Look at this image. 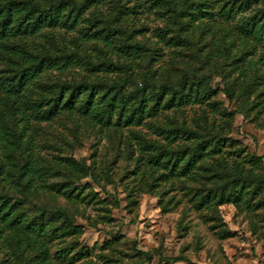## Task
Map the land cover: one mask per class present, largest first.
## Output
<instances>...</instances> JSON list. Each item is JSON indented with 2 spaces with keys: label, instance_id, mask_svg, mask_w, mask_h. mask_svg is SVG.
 Listing matches in <instances>:
<instances>
[{
  "label": "rangeland",
  "instance_id": "rangeland-1",
  "mask_svg": "<svg viewBox=\"0 0 264 264\" xmlns=\"http://www.w3.org/2000/svg\"><path fill=\"white\" fill-rule=\"evenodd\" d=\"M41 1L49 8L60 0ZM257 1L190 0L191 9L181 18L180 37L189 40L184 43L174 19L184 0H76L88 3L80 18L70 17L69 10L59 13L63 28L47 30L42 40L58 62L34 86L36 94L14 98L25 106L40 97L54 98L65 85L75 90L77 106L47 122L25 109L17 128L23 131L27 161L10 134L4 106L9 95L5 86L0 88V203L16 206L8 221H0V264H157L178 255L196 264H264V188L253 197L255 186L246 183L248 194L231 199L232 187L226 184L233 177L227 173L162 178L163 166L150 163L161 149L184 146L177 130L197 129L204 118L215 121L220 136L244 154L264 155V96H257L264 81L254 84L256 76L264 78V56L240 27ZM263 6L259 0L258 7ZM106 21L122 34L112 37ZM125 35L153 52L120 56L114 50ZM223 55L228 65L222 66ZM27 58L5 51L1 82L25 68ZM184 74L204 77L213 93L209 101L180 106L166 100L155 108L149 98L143 113L133 116L127 110L120 123L116 117L108 123L100 112L106 104L99 100L87 114V92L78 91L83 82L106 90L128 80L122 97L136 103L145 78L156 85L176 84ZM244 168L263 175L264 159ZM222 192L226 200L218 203ZM26 199L66 209L75 229L40 218ZM16 215L20 218L14 221Z\"/></svg>",
  "mask_w": 264,
  "mask_h": 264
},
{
  "label": "trees",
  "instance_id": "trees-1",
  "mask_svg": "<svg viewBox=\"0 0 264 264\" xmlns=\"http://www.w3.org/2000/svg\"><path fill=\"white\" fill-rule=\"evenodd\" d=\"M258 2L254 12L250 16H246L240 22V27L246 31L247 36L253 38V40L262 47L260 53L261 57L264 56V6L258 7ZM250 3V2H249ZM87 2L77 3L76 0H60L59 2H53L50 6L45 7L41 0H0V57L5 56V51H9V54L14 55H28L26 63L28 65L23 69H18L14 75L7 81L0 79V88L5 86L6 94L9 95L4 102V106L8 110V114L5 117L9 121L10 134L13 137V141L20 149L22 159H28L26 150L22 148L23 145V131L18 130L17 124L23 122L22 117L26 114L25 109H31L35 113V117L43 122L50 121L56 118L61 112L71 113L76 109V92L69 87L62 86L58 95L54 98H38L33 103L21 106L15 100L14 96L36 94L34 86L37 85L42 79L41 76L47 73L53 66L54 62H58L59 56H51L47 52L50 47L47 43H43V37L47 34V30H52L56 27L63 28L60 25L61 16L60 12L70 11V17L75 16L76 19L86 11ZM190 0H184V4L179 11L174 12L175 25L178 26L176 31L179 35V39L184 42H189L187 37H180V32L183 31L185 24L181 20L185 17L190 7ZM93 5V4H92ZM105 27L110 29L113 33L111 36H119L122 32L117 28L110 25V22H105ZM66 28V27H64ZM48 35V34H47ZM53 41L55 38H52ZM99 40V37H97ZM55 42V41H54ZM107 44L111 47L110 38L107 39ZM123 45L120 49L114 50L118 54H142L143 52H153L145 44L138 42H131V37L126 36L123 38ZM56 43H53V45ZM55 46V45H54ZM36 47V48H35ZM258 47V46H256ZM254 46L253 49H256ZM224 56V55H223ZM36 57V59L34 58ZM36 60H39L36 62ZM224 63L222 66L228 65V57L224 56ZM245 76V73H244ZM204 77H197L194 75L184 74V76L178 80L176 84L163 82L159 85L155 83H149L145 78L144 84L137 90L139 92V102H134L133 99L126 100L122 97V89H125V85L128 80L121 82H114L113 88L102 89V85L94 84L90 82H83L79 84L78 91L87 92V97L84 102L85 112L90 113L93 108H96L97 101L106 104L103 114H106V120L109 124H112L114 118L120 123L124 117V113L128 110L133 116L136 113H143L145 104L150 100L155 102L157 107H160L166 100L168 103H174L179 101V105L189 104H202L205 101H209L213 93L208 91L204 85ZM259 81V84H263V77L259 75L255 77V82ZM254 84H249L252 86ZM251 87H246L250 90ZM69 91L70 93H67ZM113 91V93H112ZM258 89H251L250 92H256ZM228 93V98L231 100L233 95ZM150 94V95H149ZM151 96V97H150ZM259 97L264 96V90L258 93ZM167 98V99H166ZM135 103V104H133ZM132 104V106L130 105ZM117 108L119 110H117ZM227 114L232 112L226 111ZM131 115V119H132ZM197 129H187L181 127L177 130V139H182L185 145L178 144L176 148H163L158 151L156 156H153L150 163L155 167L163 166L164 173L160 175L162 178H168L177 176L180 178L188 177L192 174H198L200 172L210 173L212 176L220 175L221 172L227 173L233 177L229 183L232 187V193L230 197L232 199H241L246 192V183L254 184V190L252 192L253 197L259 193V188H264V174L259 175L253 173L252 170H246L244 165L249 163L256 166L260 161L264 159L263 156L246 155L243 149L236 147V144L228 138L221 137L220 132L217 130L215 121H209L204 118L197 123ZM155 160V161H154ZM211 161V162H210ZM17 174V173H15ZM26 174L21 173L20 177L23 178ZM206 175V174H205ZM204 176V175H202ZM207 176V175H206ZM18 177V176H17ZM195 177V176H193ZM226 185H223L221 189H225ZM212 193L207 195V202H211ZM225 193L222 192V196L218 203L225 202ZM213 198H217L216 196ZM39 215L40 218H47L51 221H60L67 229V231L73 227V217L70 213L62 208L50 209L43 206H38L31 200L26 199ZM228 200V199H227ZM19 204L23 203L22 199H17ZM15 206V205H14ZM262 206V205H260ZM15 207H7L5 203H0V221H8L12 214L15 213ZM20 215L14 217V221L18 220ZM140 254L150 257L147 252L139 251ZM184 262L187 264H196L189 260L184 255L168 256L160 260L157 264H176Z\"/></svg>",
  "mask_w": 264,
  "mask_h": 264
}]
</instances>
